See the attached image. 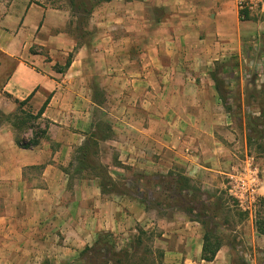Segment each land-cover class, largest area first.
<instances>
[{"label": "crops", "instance_id": "0c3cea01", "mask_svg": "<svg viewBox=\"0 0 264 264\" xmlns=\"http://www.w3.org/2000/svg\"><path fill=\"white\" fill-rule=\"evenodd\" d=\"M5 13L0 110L10 119L0 123V264H73L101 232L123 242L140 230L153 234L156 264H232L230 241L203 258L207 226L194 212L148 198L161 193L158 177L179 171L201 185L207 203L219 198L207 189L226 190L247 133L211 72L224 62L233 70L229 60L237 64L264 43V11L242 19L232 0H109L91 14L96 35L83 43L65 30V10L25 0ZM27 99L22 109L32 115L47 103L27 122L47 130L30 148L18 142L34 134L19 121L26 114L17 101ZM100 114L112 132L101 162L113 181L126 180L127 192L78 165ZM237 227L253 264L264 260L254 220Z\"/></svg>", "mask_w": 264, "mask_h": 264}, {"label": "rangeland", "instance_id": "374dc122", "mask_svg": "<svg viewBox=\"0 0 264 264\" xmlns=\"http://www.w3.org/2000/svg\"><path fill=\"white\" fill-rule=\"evenodd\" d=\"M18 1L24 3L25 0H0V16L6 14L5 11L7 7L13 2ZM37 4H43L51 6L53 8L61 9L67 11L69 16L68 23L65 27L70 33H73L75 37H78L79 43L89 42L95 35L97 29L91 24V17L87 19L83 16L76 14L71 8L69 0H29ZM102 4V3H101ZM100 4V5H101ZM86 19L85 21H83ZM80 26V29H79ZM255 47V46H251ZM250 53L243 55L239 63H235L234 58L229 60V64L234 65L233 70L225 67L224 63L216 65L211 76L216 83L219 95L224 99V102L229 101L226 105L232 113L235 114L234 121L236 125L245 128L247 133V144L244 139L242 140V145L240 146V153L238 158L235 159L232 164H230L226 173L230 170L231 165L241 163L246 159L247 156H253L256 163L258 164L261 172L262 178L264 180V138H255L248 141V134L256 135L259 132H263L264 135V43L257 48L249 49ZM103 98V96H101ZM1 111V110H0ZM250 117V118H249ZM25 128L34 127L33 131H38L40 125L36 124L34 121L30 124L25 123ZM97 131L95 139L89 141L90 149L86 153H81L77 156L78 165L85 169V174L97 175L102 178V183L105 187H111L115 190L128 191L126 188V180H112L110 169L107 164L101 162L100 150L103 152L107 151L108 142L112 138V132L110 129L109 122L105 120L103 114L99 115L97 120ZM27 130V129H26ZM24 132V131H23ZM21 137L28 142L32 136L25 137L20 134ZM115 157V155L113 154ZM80 169L78 175H84L83 171ZM77 172V171H75ZM177 176L187 177L181 171L177 173ZM226 177V190H219V188L207 189L206 196H216L218 199L211 203H207L204 199V192L201 189V185L197 182H186L185 189L187 192H183V195L188 193L187 197L182 198L180 204H175L174 207L184 210H189L194 201L196 206L203 209V205H206L205 213L207 216L200 217L202 221L205 222L207 230H212V232L220 237L222 242H232L234 244V258H232V264H237L243 262V264H253L251 259V252L244 248L243 239L240 238V231L242 228L238 229L237 226L243 224L247 226L251 220L256 222L257 219L264 216V204H261V197L258 201L256 207V212L251 216L248 213L241 211L227 192L228 178ZM161 177L156 180L161 182ZM132 188L133 190L137 187ZM154 196L153 199L148 200L155 202L154 198L156 194L152 192ZM191 202V203H190ZM173 206V205H172ZM197 211H194V217H197ZM199 218V217H198ZM237 230L236 232H233ZM137 234L131 240L121 242V239H115L116 251H121L120 255L126 264H150L152 259H155L154 253H150L149 250H153V234L147 233L143 235L142 243L139 247L137 246L138 239ZM118 242V244H117ZM132 245L131 248L129 246ZM158 257V256H157ZM156 257V258H157ZM258 264H264V260L257 259Z\"/></svg>", "mask_w": 264, "mask_h": 264}, {"label": "trees", "instance_id": "16d2710c", "mask_svg": "<svg viewBox=\"0 0 264 264\" xmlns=\"http://www.w3.org/2000/svg\"><path fill=\"white\" fill-rule=\"evenodd\" d=\"M109 1V0H69L71 8L76 12V14L83 16V18H88L93 11L103 2ZM84 19L83 21H85ZM248 19V18H247ZM80 29V26H79ZM73 36L74 34L71 33ZM78 38V37H76ZM79 40V39H78ZM71 63V58L66 63V67H68ZM28 99L25 101H17L18 104V111L26 114L24 117L20 118V122L25 125L28 121L31 119H36L39 116L42 115L44 112L47 103H45L41 109L39 110L37 115H32L30 113H27L22 109V107L27 103ZM250 118V117H249ZM10 119L7 115H5L3 112L0 111V123L3 121H6ZM21 128H25L24 126ZM23 129H21L22 131ZM46 129H39V131L34 132L31 139H29L28 142H24L25 140L23 137L19 135L18 142L22 146L26 148H30L31 146H37L43 135L46 134ZM264 138L263 132H259V134L252 135L248 134V141L250 143L251 140L255 138ZM88 146V145H87ZM87 149L88 151L89 147H83L81 150ZM84 151L83 153H86ZM161 182H158V184L161 185L162 190L159 195H157V203H164L166 205H175L180 204L182 198L187 197L188 193L183 195V192L185 190V183L191 181L188 177H182V176H172L171 174L165 175L164 177H161ZM150 182V181H148ZM185 186V187H184ZM135 186L133 185V188ZM187 188V187H186ZM155 192V191H154ZM153 192V193H154ZM191 203V202H190ZM261 204H264V196L261 197ZM206 205H203V209L200 210L196 206V203L193 201L191 207L187 212L193 213L194 211H197V218L199 217H205L207 216V213H205ZM204 222V221H203ZM205 223V222H204ZM256 228L259 233L264 235V216L260 217L255 222ZM147 233L143 230H140V235L138 237V243L136 247H139L142 243L143 235H146ZM222 245V240L220 237L215 235L212 230H207L204 236V247H203V258L206 260H213L220 249ZM116 245L114 241L113 234L110 232H101L96 242L91 247H86L81 253L78 261L73 264H126L120 253L121 251H116ZM150 253H153V250H149ZM158 258L162 257V252L157 251L156 252ZM150 264H156V260L152 259V262L150 261ZM237 264H243V262L237 263Z\"/></svg>", "mask_w": 264, "mask_h": 264}, {"label": "built area", "instance_id": "2783aa9c", "mask_svg": "<svg viewBox=\"0 0 264 264\" xmlns=\"http://www.w3.org/2000/svg\"><path fill=\"white\" fill-rule=\"evenodd\" d=\"M242 19L260 15L264 10V0H232ZM227 192L241 211L253 215L264 186L262 172L253 156H247L241 163L231 165L226 173Z\"/></svg>", "mask_w": 264, "mask_h": 264}]
</instances>
